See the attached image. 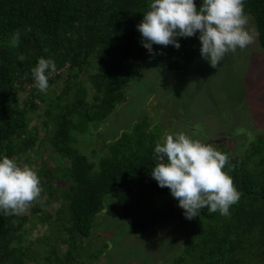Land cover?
Masks as SVG:
<instances>
[{"label": "trees", "instance_id": "16d2710c", "mask_svg": "<svg viewBox=\"0 0 264 264\" xmlns=\"http://www.w3.org/2000/svg\"><path fill=\"white\" fill-rule=\"evenodd\" d=\"M194 2L198 6L200 0ZM149 3L0 0V154L31 165L30 155L38 157L46 147L56 164L35 168L43 191L31 215L0 212V264H76L79 239L90 235L106 194L115 198L124 220L148 236L156 234L158 223L178 221L187 243L172 264H264V136L243 157L218 149L229 155L224 170L241 193L230 215L204 208L190 220L171 205L153 207V192L170 191L150 175L161 140L147 116L105 142L99 157L89 158L75 146L72 132L97 129L142 70H179L197 55L196 35L178 38L179 49L153 44L156 54L148 53L136 24ZM244 10L254 17L264 50V0H244ZM15 30L21 36L13 48L8 41ZM39 57L56 65L46 92L34 87L31 75ZM52 203L58 204L53 213L42 208ZM39 225L44 233L33 238Z\"/></svg>", "mask_w": 264, "mask_h": 264}, {"label": "rangeland", "instance_id": "374dc122", "mask_svg": "<svg viewBox=\"0 0 264 264\" xmlns=\"http://www.w3.org/2000/svg\"><path fill=\"white\" fill-rule=\"evenodd\" d=\"M246 14L249 18L246 27L254 34L251 44L235 53H226L213 68L200 57L196 35L197 55L191 63L179 70L164 67L142 70L125 87L124 99L97 129L90 127L84 134L72 132L75 146L89 158L99 157L105 151V142L130 131L134 122L147 116L161 141L168 133L183 131L194 139L211 143L217 150L223 147L243 157L250 144L264 136V50L256 35L255 19ZM25 96L26 92L18 94L20 100ZM39 135L45 141L47 135L41 129ZM29 161L34 168L41 163L48 167L56 165L46 147L38 157L31 154ZM55 184L67 186L62 180ZM152 196L154 208L171 205L176 211L181 209L170 193L153 192ZM35 204L33 201L23 214L31 215ZM57 207V203L42 206L51 213ZM44 230L39 225L33 238ZM186 243L177 220L158 223L156 234L148 236L130 226L115 198L106 194L104 209L94 218L90 235L79 239L76 264H172Z\"/></svg>", "mask_w": 264, "mask_h": 264}, {"label": "clouds", "instance_id": "9594fccd", "mask_svg": "<svg viewBox=\"0 0 264 264\" xmlns=\"http://www.w3.org/2000/svg\"><path fill=\"white\" fill-rule=\"evenodd\" d=\"M248 20L244 0H200L198 6L194 0H150L136 29L150 55L156 54L153 44L179 49L178 38L197 35L200 57L216 68L226 53L253 42L254 34L246 27ZM20 36L19 30L10 33L9 46L17 47ZM55 71L54 60L39 57L31 68L34 87L46 92L49 76ZM153 152L157 162L150 175L159 187L169 189L186 219L198 217L204 208L209 213L230 215L229 208L241 193L224 170L230 159L227 153L183 131L166 134L155 143ZM42 191L33 166L0 154V212L21 214Z\"/></svg>", "mask_w": 264, "mask_h": 264}]
</instances>
